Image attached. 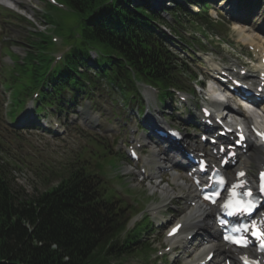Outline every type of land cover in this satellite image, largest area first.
I'll use <instances>...</instances> for the list:
<instances>
[{
    "label": "trees",
    "instance_id": "trees-1",
    "mask_svg": "<svg viewBox=\"0 0 264 264\" xmlns=\"http://www.w3.org/2000/svg\"><path fill=\"white\" fill-rule=\"evenodd\" d=\"M39 1L42 21L62 35L66 50L61 61L51 66L50 37L29 30L24 55L11 52V64H4L1 73L16 107L22 106L21 97L39 91L36 111L55 103L60 109L63 90L74 91L76 100L99 82L132 98L140 95V81L158 90L160 103L170 100L173 90L185 89V78L192 80L196 72L159 28L168 24L161 14L172 15L177 23L204 24L207 30L216 26L206 13L210 0H170L172 7L162 9H153L152 0H58L69 11L56 23L49 11L53 5ZM240 1L248 5L250 0ZM188 3L199 11H190ZM0 12L35 27L3 7ZM171 30L185 41L178 29ZM98 143L102 152L79 153L57 174L55 184L25 193L9 178L8 143L0 132V264H112L149 249L139 230H126L120 200L104 195L96 170L102 169L109 149Z\"/></svg>",
    "mask_w": 264,
    "mask_h": 264
},
{
    "label": "rangeland",
    "instance_id": "rangeland-1",
    "mask_svg": "<svg viewBox=\"0 0 264 264\" xmlns=\"http://www.w3.org/2000/svg\"><path fill=\"white\" fill-rule=\"evenodd\" d=\"M58 2L49 8V11L53 14L54 23L58 20H64L68 14V9L64 8L65 5L61 1ZM155 2L152 4V7L162 8V6L169 7V4L172 5L169 0H155ZM6 3L11 7L10 9L6 8L9 11H13L17 16H22L32 21L36 28L43 31L46 29L47 33L51 32V27L46 25L41 19L43 4L39 0H6ZM157 3L158 5H156ZM187 7L190 11H196L197 9L196 6L190 4ZM207 11V14L213 20H217V23L215 29L208 32L206 38L200 37L199 41L202 42V45H199L196 39L200 31L199 26H190L183 20L182 23L181 21L177 23L172 15L161 14L164 22L173 25L184 35L190 44V48L194 51L192 52L185 45L179 43L177 38L172 35L171 44L176 48L178 55L190 67L200 70L207 77V73L216 65H223L222 62L226 65H231L237 63L238 60L249 62L248 74L254 75L259 66L258 61L253 60L254 58L250 55L249 57L246 56L249 50L242 46V44L258 43L260 46L264 44V0H250L248 6L242 5L240 0H219L215 4H212ZM2 14L0 13V91L3 92L4 99L7 101L10 96V91L7 88L3 89L4 87L1 85L2 68L4 64H11V59L7 53L14 52L19 57H22L27 49L26 37L29 36V30L33 31L34 28L23 20L3 16ZM166 28L168 31H171L169 26L166 25ZM55 33L58 36L53 33V37H56L57 41L55 42L56 44L52 43L53 46L51 47L52 50H55L53 51V55L58 56L66 49L61 42L62 35L57 31ZM191 41L195 42L196 46H193ZM193 55L195 60L191 58ZM249 58L252 61H249ZM209 74L213 75L214 72L212 71ZM200 78L203 79L204 77L202 76ZM206 84L207 86L205 85L203 89L206 94L200 91L201 88L197 87L196 89L198 96L204 100L209 98V84H212L217 89L220 88L218 83L210 77H208V83ZM100 90L101 93H95L90 100L80 97L76 103V107H73L75 111H69L73 112L69 115L65 113L61 118H57V113L50 111L53 112V115L48 113L49 115H47L46 119L55 120L59 124L58 127L52 128V133L49 129H35L37 125L33 126L36 117H34L32 112L31 101L26 105V111L19 117V122L17 121V123L11 125L8 123L5 124L3 127L5 131L4 135L11 139L9 141L11 144L7 145L8 148L4 152H6L5 157L9 167H11L9 178L16 189L21 188L25 193H32L55 184L57 182V174L70 164L71 158H74L79 153H83L84 147L88 149H99L97 140L108 144L111 154H114L116 150L120 154L122 151V141L123 139L125 141L129 139V129L131 127L137 129L138 135L144 136L146 141L141 162H138V164L148 159L151 163L149 162V166L146 165V167L153 171V166L163 165L166 158H168L167 155L178 156L172 150L173 145L162 142L159 138L150 136L149 133H142L141 126L145 125L147 120L139 123L136 118L130 116L131 113H126L129 108H135L138 103H128L126 110V104L120 99L121 94L118 90L105 84L101 85ZM141 92L149 106L152 118L158 120L159 123H175L179 127L186 129L189 125L194 124L195 118H191L188 112V108L193 109L194 97L192 95L186 96L187 103L185 104L179 101L176 103L169 101L165 105H160L155 92H152L146 87ZM60 98L64 102L63 105L67 107L69 104L67 102L68 100H64L63 96ZM142 100L139 101V106ZM228 105L236 108L233 100L228 102ZM6 111L7 117H9L8 108L4 106V115ZM258 113L260 115L257 114L256 117H260L259 119L264 122L263 107L259 108ZM30 124L33 127L29 129ZM121 127H125L126 130H120ZM183 134L186 136L189 135L185 130ZM95 141L97 145H95ZM181 167L180 164H175L176 171L185 180L187 178L180 169ZM116 172L122 178L117 177L118 174ZM99 174L104 180V195H113L116 192V195L120 197L123 204L130 206L129 210H125L124 213L125 216H131L128 227L134 221L132 213H144L146 211V205L147 208L156 204L159 206V213L155 217V223L162 222L163 220L174 221L175 218L179 217V214H182L184 211H189L192 207L183 201V198H187V196L190 199L192 198L194 193L192 188L177 185V181L180 180H173L169 171L166 173H158L159 183L149 182L155 186L151 189L146 178L139 173L137 164L129 166L124 160L120 164L118 160L109 156L105 161L103 174L101 172ZM139 176L143 177V179L141 180ZM185 181L189 183L188 179ZM164 184L171 187V192L168 194L161 193L162 191H160V187ZM141 216H144V219L140 226L151 220L145 213ZM162 232V228H152V226L145 231L143 242L152 245V252L163 244ZM200 239V235H194L191 238L190 247L192 245L196 246ZM176 254L177 258L186 256L182 250H178ZM156 259L151 260L156 261ZM216 260L220 262L222 259L216 257ZM145 263L153 264L148 256H144L142 261V257H135V255L113 260L112 262V264ZM173 264H180V261L179 263L173 262Z\"/></svg>",
    "mask_w": 264,
    "mask_h": 264
},
{
    "label": "bare ground",
    "instance_id": "bare-ground-1",
    "mask_svg": "<svg viewBox=\"0 0 264 264\" xmlns=\"http://www.w3.org/2000/svg\"><path fill=\"white\" fill-rule=\"evenodd\" d=\"M5 2V1H4ZM259 46L258 44H255L254 47ZM233 111H238V110H234V108H232ZM247 118L249 119L250 117L247 116ZM184 142H186V140H184ZM190 146V144H188ZM193 146V145H192ZM260 149H262L261 147H259L257 145V143L255 141H250L249 143V154L248 155H242L240 156V160L237 162L238 165H247L250 161H255L256 163L260 162L262 160V156L260 154ZM172 161L174 159H171ZM173 176V180H176L177 177H179L178 173H174L172 174ZM157 176H153L154 180L156 181ZM150 188L152 189L153 187H155L154 185L149 184ZM187 187V186H184ZM160 191H162L161 193H165L168 194L169 192H171V188L167 185V186H161L160 187ZM210 209H208L207 207H205L203 204L197 202L196 206L192 209L191 211L185 212L183 215L184 221H185V225H187V227L189 228V231L185 234L184 239H177L173 242V244H179V245H183L186 242V236L187 234L190 233H198L202 236V240L200 242V244L197 246V250L204 251L206 250V248L208 249H213L217 252H220L222 254H225L226 256L231 255L232 252L230 250H226L225 247H223L224 245L222 244V242L217 238L216 235V231L213 229L210 220H209V216H210ZM203 235L205 237H203ZM203 241V242H202ZM204 256V254L202 255L201 258H197L195 260H200L202 259ZM207 264H221L219 262H215V261H209V263Z\"/></svg>",
    "mask_w": 264,
    "mask_h": 264
},
{
    "label": "snow or ice",
    "instance_id": "snow-or-ice-1",
    "mask_svg": "<svg viewBox=\"0 0 264 264\" xmlns=\"http://www.w3.org/2000/svg\"><path fill=\"white\" fill-rule=\"evenodd\" d=\"M258 135L261 136L262 139H264V132L258 133ZM243 135L241 134V139H243ZM237 176L240 179V183L238 184H233L231 191L228 195L227 200L220 206L224 210H231L227 211L228 215H234V214H251L254 210L255 203L253 200L249 199L247 201L238 199V193L236 189L238 187H244L245 182L243 181V177L245 176V173L243 171L237 173ZM209 180L211 179L210 177L208 178ZM261 179L264 181V173H261ZM199 183V181H198ZM217 183L223 184L224 180L223 178H220ZM261 192H264V187H262ZM213 195L219 196V193H213ZM245 197H252L254 194L251 190L245 191L243 193ZM205 200H211L213 203H215V200H212V195H205L204 197ZM221 223H224V221H221ZM180 228V225H177L175 228L172 229L171 232H169V235H173L178 229ZM236 232H244V233H249L251 234L252 237H254L258 242H259V250L264 251V230H261L260 228L257 227L256 223H252L251 225L249 224H242L239 228L235 229ZM225 240H229L231 243L240 246V247H248L249 245V240L246 236H225ZM245 259V264H258V262H252L249 261L246 257Z\"/></svg>",
    "mask_w": 264,
    "mask_h": 264
}]
</instances>
